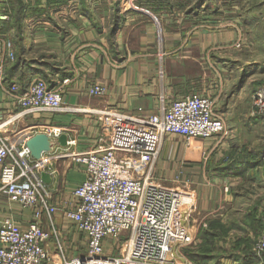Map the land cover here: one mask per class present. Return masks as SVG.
I'll use <instances>...</instances> for the list:
<instances>
[{"label":"crops","instance_id":"obj_1","mask_svg":"<svg viewBox=\"0 0 264 264\" xmlns=\"http://www.w3.org/2000/svg\"><path fill=\"white\" fill-rule=\"evenodd\" d=\"M30 1L17 0L14 18L0 27V58L6 54L9 35L17 44L16 60L6 65L7 84L18 81L26 87L44 77L50 86L63 90L65 104L142 115L158 113L162 96L168 101L190 92L212 97L225 130L205 140L204 161L202 155L195 161L197 152L190 153L188 146L184 157L179 152L181 162L202 161L203 172L187 182L196 191L194 240L179 254L192 264H258L254 237L262 223L261 208H255V201L250 209L240 208L242 195L235 187L264 189V155L261 163L257 159L264 138L252 132L264 118L249 105L252 93L264 87V1L255 0L246 9L236 5L229 13L225 4L219 6L217 17L209 19L202 10L196 12L193 0H137L159 17L160 26L150 13L125 6L127 0ZM94 83L106 85L105 97L88 93ZM15 109L14 95L0 91V120ZM34 122L64 126L68 140L76 139L74 145H60L59 152L82 150L107 131L92 114L74 110L29 115L17 125L21 133L5 128L4 134L27 140ZM226 165L232 170L219 169ZM51 167L49 182L60 209L51 216L54 232L47 241L51 259L46 264H63V251L75 256L88 247L84 232L63 214L74 207L72 192L86 173L67 156L54 160ZM33 216L32 208L8 198L0 179V225L10 217L27 227ZM42 224L48 228L51 224L46 213ZM208 235L213 251L205 254L201 246L209 241Z\"/></svg>","mask_w":264,"mask_h":264},{"label":"built area","instance_id":"obj_2","mask_svg":"<svg viewBox=\"0 0 264 264\" xmlns=\"http://www.w3.org/2000/svg\"><path fill=\"white\" fill-rule=\"evenodd\" d=\"M16 1L0 0V27L14 18ZM136 1L127 0L125 6L150 13L160 26L159 17ZM24 10L27 14V6ZM16 52L17 44L9 35L6 54L0 58V91L14 95L16 109L0 120V179L8 198L32 208L34 216L27 227L10 217L1 222L0 264H46L51 259L47 247L54 232L51 216L60 206L53 200L51 184L42 173L50 175L51 163L62 156L82 165L86 173L72 192L74 207L65 208L63 214L88 240L83 253L69 256L63 251V264H192L179 251L194 240L191 218L196 191L189 184L168 185L156 175L155 167L169 136H179L191 153L198 154L204 153L205 140L225 130L212 97L190 92L168 101L162 96L160 111L152 115L113 107L68 105L63 90L50 86L44 77H36L26 87L18 81L6 83V65L16 60ZM87 90L94 97L107 95L103 83L91 84ZM251 102L264 117V87L252 93ZM74 110L92 114L107 129L95 144L82 150L57 151L62 145L59 137L66 131L64 126L38 122L29 126L32 135L46 132L50 136L52 147L40 158L32 155L27 140H13L4 134L5 128L21 133L17 125L29 115ZM67 144H76V139L67 140ZM261 209L262 223L254 244L258 264H264ZM43 213L51 221L49 228L42 224ZM128 230L130 233L122 240L120 236Z\"/></svg>","mask_w":264,"mask_h":264},{"label":"rangeland","instance_id":"obj_3","mask_svg":"<svg viewBox=\"0 0 264 264\" xmlns=\"http://www.w3.org/2000/svg\"><path fill=\"white\" fill-rule=\"evenodd\" d=\"M193 1H194L195 9L197 8L196 12H199V10H202L201 11L202 15H204L205 18L208 17L210 19V18H215L219 15V11H218L219 6L226 4L225 7L227 9V12L229 13L230 11L228 9H233L236 5H239L242 8L244 7V9H246L247 7L249 8L255 0H202L201 4L197 3V2H200V0H193ZM256 1L260 3L261 0H256ZM244 9H242V11H244V13L247 12ZM220 14H223V13H220ZM229 60L231 61L232 59H229ZM249 100H250L249 105L250 107L252 106V111L254 113H257L255 111V108L253 107L251 98ZM255 125H256L255 128L253 130L251 129L252 132L258 133L261 138H264V120L259 123L256 122ZM241 126H242L243 131H245L246 122L243 121ZM170 137H173V138L169 139ZM169 138H168L167 144H164L162 152H161V156L156 162V167H155L156 175L159 178H161L165 183H167L168 185L172 187H182V186H185V184L188 185L187 182L190 180L191 177L196 176L197 178L199 175L200 177H202L201 173L203 172H200L199 167L201 166L202 161H204L203 159H205L204 153L200 152L196 155H193L195 161L199 159V157L202 155V158H200L202 159V161H198L200 163L198 165L191 164V162L189 163L187 161L181 162V160L178 158L181 155V154L179 155V152H181L182 153L181 156L184 157V151L186 153L187 145L185 141H183L182 138H180L179 136L178 137L169 136ZM82 141H86V138H83ZM189 152L191 153L190 147H189ZM179 161H180V164L176 166L177 163H179ZM181 165L183 167H181ZM189 187H191L190 184H189ZM191 188L194 189V187H191ZM235 189L238 191L239 194L242 195L241 202L239 203L240 208H243L245 210L248 208L250 209L249 205L252 201L257 202L258 205L255 207L256 209H259L261 207L264 208V189L261 188V186L254 187V186H248V185H241V186L239 185V186H236ZM261 210H260V213L262 212ZM129 233H130L129 230L125 231L120 236V238H122L123 240ZM255 238L256 236L254 237V239ZM183 248L184 247H182V249Z\"/></svg>","mask_w":264,"mask_h":264},{"label":"water","instance_id":"obj_4","mask_svg":"<svg viewBox=\"0 0 264 264\" xmlns=\"http://www.w3.org/2000/svg\"><path fill=\"white\" fill-rule=\"evenodd\" d=\"M59 140L61 144L66 145L68 140L67 134L63 133L59 137ZM27 145L35 158H40L44 151H48L52 147L50 136L46 132H38L29 137L27 139ZM42 176L45 180L49 181L48 173L43 172Z\"/></svg>","mask_w":264,"mask_h":264},{"label":"trees","instance_id":"obj_5","mask_svg":"<svg viewBox=\"0 0 264 264\" xmlns=\"http://www.w3.org/2000/svg\"><path fill=\"white\" fill-rule=\"evenodd\" d=\"M197 3H202V0H200V2H197ZM196 3V4H197ZM21 5V4H20ZM153 8V7H152ZM53 86V85H52ZM264 153V150H262V152L257 156V159H258V163H261V159H262V156L264 155L263 154ZM230 168V166L229 165H226L225 167H219V169H221V170H227V168ZM228 168V169H229ZM230 170H232V168H230ZM240 172V171H239ZM213 223H216L217 224V226H218V221L216 220V221H214ZM216 224H215V227H216ZM209 233H210V231H209ZM206 235H207V232H206ZM209 236V235H208ZM210 241V242H209ZM209 241L205 244V245H203V246H201V251L202 252H204L205 254H209L210 252H212L213 251V240H212V242H211V236H209ZM189 249H185V251L186 252H188L189 253V251H188ZM191 256H193V253H189ZM188 254V255H189ZM204 256H207V255H204Z\"/></svg>","mask_w":264,"mask_h":264},{"label":"bare ground","instance_id":"obj_6","mask_svg":"<svg viewBox=\"0 0 264 264\" xmlns=\"http://www.w3.org/2000/svg\"><path fill=\"white\" fill-rule=\"evenodd\" d=\"M196 154V153H195Z\"/></svg>","mask_w":264,"mask_h":264}]
</instances>
